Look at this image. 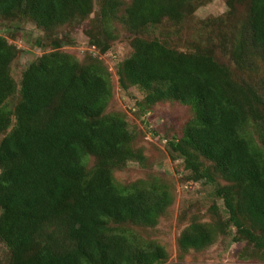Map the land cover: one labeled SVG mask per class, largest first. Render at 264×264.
<instances>
[{
    "label": "trees",
    "instance_id": "trees-1",
    "mask_svg": "<svg viewBox=\"0 0 264 264\" xmlns=\"http://www.w3.org/2000/svg\"><path fill=\"white\" fill-rule=\"evenodd\" d=\"M207 0H101L92 47L107 52L118 19L132 33L167 20L180 24ZM248 7L232 47L240 69L264 63V0ZM229 5L233 9L232 3ZM93 0H0V18L22 15L45 33L81 23ZM19 50L0 36V241L8 264H176L157 243H146L129 226L155 227L173 202L171 188L156 178L119 185L114 171L143 163L126 116L106 114L113 98L112 75L96 58L81 63L55 50L23 72L20 88L11 75ZM123 91L138 89L142 113L163 102L192 109L182 136L167 140L173 160L192 182L215 184L228 218L213 206L209 223L194 219L178 239L182 255L212 246L230 228L264 255V95L234 78L208 52L185 53L159 39L137 37L118 64ZM20 100L11 109L10 100ZM95 164L89 168V160Z\"/></svg>",
    "mask_w": 264,
    "mask_h": 264
},
{
    "label": "rangeland",
    "instance_id": "rangeland-1",
    "mask_svg": "<svg viewBox=\"0 0 264 264\" xmlns=\"http://www.w3.org/2000/svg\"><path fill=\"white\" fill-rule=\"evenodd\" d=\"M93 14L84 22L60 27L52 33H45L31 20L22 15L15 21L0 18V36L6 37L19 50L18 58L11 66V75L18 89L25 69L43 54L59 50L77 58L81 63L96 58L101 60L112 75L113 98L106 114L119 113L126 116L129 129L134 134L133 147L143 151L146 160L143 163L129 162L122 169L114 171V179L119 185H129L152 178L164 181L171 188L173 202L165 211L155 227L129 226L146 243H157L168 254L167 263L176 264H264V255H256L253 247L240 239L237 230L230 228L226 235L208 249L201 252L190 251L182 255L178 248V239L184 229L194 219L209 223L213 220L211 209L218 207L219 215L227 219L228 214L216 193L217 186L226 182L217 180L215 184L192 182L189 173L178 167L181 160H173L167 148V140L180 138L184 125L194 116L190 107L177 102H163L142 113L137 102L144 94L136 88L123 91L118 83L116 70L119 63L132 52V41L137 38L159 39L170 48L185 53L208 52L215 60L229 68L234 78L248 82L264 95V63L255 60L252 69H240L232 57V47L238 37L241 25L245 23L248 7L240 0H207L197 8L190 10L180 24L163 21L162 24L147 28L138 33L130 32L118 19L113 23L114 40L100 35V40L109 45L107 52L92 47L88 31L100 34L97 15L101 9V0H93ZM125 4L118 13L123 17ZM20 100L17 94L10 100L14 109ZM6 134H0V143ZM95 160H89L92 168ZM1 214V211H0ZM10 254L0 241V264L9 263Z\"/></svg>",
    "mask_w": 264,
    "mask_h": 264
}]
</instances>
